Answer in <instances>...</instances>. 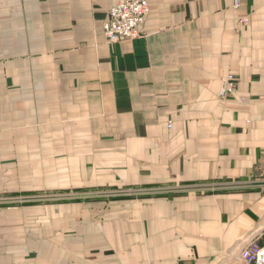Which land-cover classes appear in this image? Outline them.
Returning <instances> with one entry per match:
<instances>
[{
  "label": "crops",
  "instance_id": "0c3cea01",
  "mask_svg": "<svg viewBox=\"0 0 264 264\" xmlns=\"http://www.w3.org/2000/svg\"><path fill=\"white\" fill-rule=\"evenodd\" d=\"M118 1L0 0V193L75 163L68 186L264 167V0H148L141 35L108 42ZM263 229L259 191L1 208L0 264H227Z\"/></svg>",
  "mask_w": 264,
  "mask_h": 264
},
{
  "label": "rangeland",
  "instance_id": "374dc122",
  "mask_svg": "<svg viewBox=\"0 0 264 264\" xmlns=\"http://www.w3.org/2000/svg\"><path fill=\"white\" fill-rule=\"evenodd\" d=\"M255 170L256 173L246 179L234 178L184 184L136 186H117L109 182L99 186H68L67 180L65 179L64 181L61 177H70L72 173L76 184H79L82 178L88 174V170H85L80 164L75 163L74 165H67V174L59 173L60 180L52 188L50 186H43L41 189L29 192L0 193V209H13L30 205L51 206L59 204L101 205L104 209H108L110 203L118 199L173 197L186 194L192 190L203 195L217 192L259 191L261 196H264V167H259ZM43 184L51 185L50 181L47 180H44ZM97 215L98 212L94 216L97 218Z\"/></svg>",
  "mask_w": 264,
  "mask_h": 264
},
{
  "label": "built area",
  "instance_id": "2783aa9c",
  "mask_svg": "<svg viewBox=\"0 0 264 264\" xmlns=\"http://www.w3.org/2000/svg\"><path fill=\"white\" fill-rule=\"evenodd\" d=\"M241 2L242 0H235V6L239 7ZM149 13L148 0H119L110 8L103 24L108 42L139 37ZM237 86V77L229 74L221 96L233 93ZM227 264H264V229L251 235L241 250L230 257Z\"/></svg>",
  "mask_w": 264,
  "mask_h": 264
}]
</instances>
